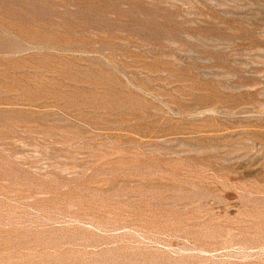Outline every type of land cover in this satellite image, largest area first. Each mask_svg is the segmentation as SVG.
I'll list each match as a JSON object with an SVG mask.
<instances>
[{"label": "rangeland", "instance_id": "rangeland-1", "mask_svg": "<svg viewBox=\"0 0 264 264\" xmlns=\"http://www.w3.org/2000/svg\"><path fill=\"white\" fill-rule=\"evenodd\" d=\"M0 264H264V0H0Z\"/></svg>", "mask_w": 264, "mask_h": 264}]
</instances>
